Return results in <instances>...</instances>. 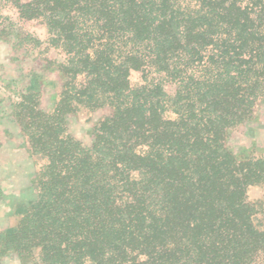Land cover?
<instances>
[{
    "label": "trees",
    "instance_id": "1",
    "mask_svg": "<svg viewBox=\"0 0 264 264\" xmlns=\"http://www.w3.org/2000/svg\"><path fill=\"white\" fill-rule=\"evenodd\" d=\"M6 2L19 22L45 30L43 39L22 32L15 46L45 44L63 59L50 111L35 89L12 104L40 166L33 201L0 232L1 254L35 264H264V227L246 194L264 185V157L229 145L264 103V0ZM0 17L6 37L13 21ZM80 106L107 110L87 143L67 126Z\"/></svg>",
    "mask_w": 264,
    "mask_h": 264
},
{
    "label": "rangeland",
    "instance_id": "2",
    "mask_svg": "<svg viewBox=\"0 0 264 264\" xmlns=\"http://www.w3.org/2000/svg\"><path fill=\"white\" fill-rule=\"evenodd\" d=\"M0 14L13 21L8 35H0V232H4L14 227L21 212L33 201L35 191L31 181L40 166V161L31 155L26 138L11 114L12 104L21 92L36 90L39 91L40 107L50 111L60 84L56 65L63 59V54L55 48L45 50V44L30 49L16 47L15 42L22 32L36 33L43 39L45 30L37 21L19 22L16 10L9 2L0 4ZM2 20L0 17V23ZM7 22L4 20V23ZM46 63L48 68H45ZM130 81L133 85L139 83L140 73L132 72ZM106 112V109L92 110L80 106L75 113L68 115V131L87 143L93 123ZM229 143L236 152L251 151L264 157V103L260 116L240 127ZM246 194L247 200L257 209L253 217L255 226L264 227V185L250 186ZM34 262V258H21L13 252L1 254L0 246V264Z\"/></svg>",
    "mask_w": 264,
    "mask_h": 264
}]
</instances>
